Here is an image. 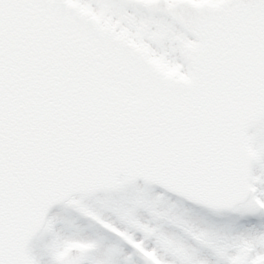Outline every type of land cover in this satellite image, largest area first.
Listing matches in <instances>:
<instances>
[{
  "label": "snow or ice",
  "instance_id": "snow-or-ice-1",
  "mask_svg": "<svg viewBox=\"0 0 264 264\" xmlns=\"http://www.w3.org/2000/svg\"><path fill=\"white\" fill-rule=\"evenodd\" d=\"M161 53L192 79L161 70ZM157 156L210 187L243 166L242 215L264 218V0H0V264H63L30 231L57 189ZM116 234L94 264H264L261 228Z\"/></svg>",
  "mask_w": 264,
  "mask_h": 264
},
{
  "label": "rangeland",
  "instance_id": "rangeland-1",
  "mask_svg": "<svg viewBox=\"0 0 264 264\" xmlns=\"http://www.w3.org/2000/svg\"><path fill=\"white\" fill-rule=\"evenodd\" d=\"M106 22L116 29L120 26V21L113 23L111 17L107 18ZM126 33L127 29L119 32L122 35ZM133 41L145 49L143 40ZM165 55L161 53L160 56H153L152 60L174 77L188 76L189 73L179 69L169 70L164 60ZM117 198L119 200L116 204L119 206L113 207ZM179 202L153 187L134 183L123 185L119 191L108 195L104 193L72 196L71 201L52 214L45 229L37 235L32 244L47 260L51 249L59 251L62 259L69 246L74 243L87 249L86 260L81 264H94L93 253L102 245L108 248L120 243L117 232L123 235L135 234L141 227L151 229L154 237L168 244L175 242L171 237L197 231L225 235V230L228 229L226 235H229L254 227L264 229V218L242 215L243 211L248 210L244 205L229 212L228 216ZM118 207L121 208V213L116 211ZM95 264H105V261L101 260ZM140 264H143L142 260Z\"/></svg>",
  "mask_w": 264,
  "mask_h": 264
},
{
  "label": "water",
  "instance_id": "water-1",
  "mask_svg": "<svg viewBox=\"0 0 264 264\" xmlns=\"http://www.w3.org/2000/svg\"><path fill=\"white\" fill-rule=\"evenodd\" d=\"M111 30H115L110 27ZM117 35V34H116ZM117 38H123L117 35ZM131 46L138 49L131 41ZM139 50V49H138ZM249 154L251 151L249 150ZM241 160L244 153H240ZM147 177V179H133L134 177ZM249 170L243 166L236 175L225 181L217 179L214 186H209L208 181L191 182L184 178V174L171 170L166 157L157 156L154 158H133L124 157L121 162L108 168H98L86 179L73 181L70 184L62 185L57 189L61 197L60 202L51 203L50 206L40 215L33 218L31 224V241L43 228L49 212L66 202L69 197L77 192L83 194L96 193L104 190H117L119 178L124 177L125 182L141 180L150 184H156L161 188L183 197L189 202L199 203L203 206L215 209H232L236 205L245 202L250 192Z\"/></svg>",
  "mask_w": 264,
  "mask_h": 264
}]
</instances>
